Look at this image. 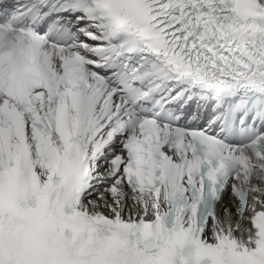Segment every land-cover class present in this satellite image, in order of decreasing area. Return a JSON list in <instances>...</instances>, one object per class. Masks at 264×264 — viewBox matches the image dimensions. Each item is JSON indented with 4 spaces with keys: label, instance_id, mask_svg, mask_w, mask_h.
Listing matches in <instances>:
<instances>
[{
    "label": "snow or ice",
    "instance_id": "6c2138e0",
    "mask_svg": "<svg viewBox=\"0 0 264 264\" xmlns=\"http://www.w3.org/2000/svg\"><path fill=\"white\" fill-rule=\"evenodd\" d=\"M0 264H264V0H0Z\"/></svg>",
    "mask_w": 264,
    "mask_h": 264
},
{
    "label": "bare ground",
    "instance_id": "6f19581e",
    "mask_svg": "<svg viewBox=\"0 0 264 264\" xmlns=\"http://www.w3.org/2000/svg\"><path fill=\"white\" fill-rule=\"evenodd\" d=\"M230 199H232L229 195H225L224 198H223V201H225V206H228L229 208H231V204L229 203L230 202ZM218 208H221L220 205H218Z\"/></svg>",
    "mask_w": 264,
    "mask_h": 264
}]
</instances>
